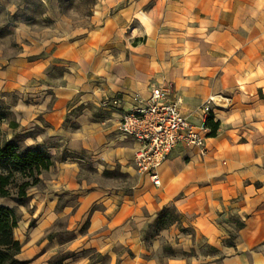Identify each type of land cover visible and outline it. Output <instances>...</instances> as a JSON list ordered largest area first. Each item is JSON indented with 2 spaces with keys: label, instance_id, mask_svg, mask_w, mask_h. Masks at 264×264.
Returning a JSON list of instances; mask_svg holds the SVG:
<instances>
[{
  "label": "crops",
  "instance_id": "obj_1",
  "mask_svg": "<svg viewBox=\"0 0 264 264\" xmlns=\"http://www.w3.org/2000/svg\"><path fill=\"white\" fill-rule=\"evenodd\" d=\"M169 1L166 23L152 7L143 21L144 5L137 3V33L127 31L128 14L122 11L95 33L96 50L63 44L49 58L11 68L43 73L58 60L79 61L43 86L55 95L50 111L38 110L44 111L49 135L67 142L72 152H94L97 161L136 173L138 142L119 132L121 109L100 107L104 94L121 97L128 109L133 94L148 97L151 85L168 83L182 112L197 125L204 120L201 106L210 96L216 99L212 114L220 125L216 136L208 135L207 152L180 143L159 169V186L138 173L130 192L79 181L80 169L73 164L52 172L48 187L54 192L43 197V206L35 204L47 209L41 225L46 226L57 217L54 210L62 197L74 199L62 212L77 228L68 244L76 253L71 264L89 262L78 258L81 250L101 254L103 264H264V0ZM100 45L98 65L91 68ZM45 94L43 108L48 109L51 95ZM91 103L99 106L102 118L89 119ZM84 107L86 119L65 127L67 115ZM170 206L191 233L173 224L145 236ZM85 223L88 228L81 233ZM164 243L183 252L166 256ZM34 246L23 260L37 253Z\"/></svg>",
  "mask_w": 264,
  "mask_h": 264
},
{
  "label": "rangeland",
  "instance_id": "obj_2",
  "mask_svg": "<svg viewBox=\"0 0 264 264\" xmlns=\"http://www.w3.org/2000/svg\"><path fill=\"white\" fill-rule=\"evenodd\" d=\"M137 3L144 5L143 21L149 19L146 13L152 7L156 8L157 18L163 23L168 20L166 11L173 4L169 0H0V116L3 117L0 140L14 141L22 147H41L55 160L54 166L40 175V183L29 189L31 198L28 203L20 205L12 198L0 197V205L15 207L21 218L14 232L15 238L22 243L18 257L23 259L25 251L35 244L37 253L26 258L30 264L38 260H42L40 264H71L70 258L76 260V253L68 244L75 239L77 228L71 227L69 217L62 214L63 207L74 199L62 197L54 210L57 217L50 224L41 226L47 209L35 204V201L43 206V197L54 192L48 187L52 172L67 167V164L77 165L80 169L79 181L85 179L99 186L109 184L111 189L119 187L126 192L132 191L133 176L139 175L135 171L121 170L119 163L112 165L103 164L101 159L97 161L93 158L96 156L94 152H72L67 142L49 135V123L42 116L44 111L38 113V110L50 111L55 95L52 89L43 86L54 83V77H63L74 65H80L79 61L58 60V64L49 65L43 73L11 68L13 65L26 66L27 62L35 64L40 59L49 58L63 44H71L72 48L85 52L92 48L96 50L99 44L94 38L95 33L106 19L122 11L128 14L124 20L127 31L137 33ZM101 49L100 45L90 64L91 68L98 65ZM188 66L186 70L191 72ZM48 92L51 99L48 109H44L43 96ZM88 107L92 111L89 119L103 117L96 103ZM85 112L84 107L78 109L77 113H69L64 126L71 128L79 123V118L86 119ZM101 163L103 166L99 165ZM170 213L179 231L184 229L191 233V230L182 227L183 217L175 207H170ZM170 227L165 224L149 225L145 236L153 237ZM87 228L88 223H85L80 232L84 233ZM204 250L209 252L208 248ZM163 252L166 256H177L183 251L164 243ZM79 257L88 258L87 264H103L104 261L101 254L87 250H81Z\"/></svg>",
  "mask_w": 264,
  "mask_h": 264
},
{
  "label": "built area",
  "instance_id": "obj_3",
  "mask_svg": "<svg viewBox=\"0 0 264 264\" xmlns=\"http://www.w3.org/2000/svg\"><path fill=\"white\" fill-rule=\"evenodd\" d=\"M215 96H210L201 106L203 122L192 123L182 112L179 98L172 97L170 84L151 85L150 95H132V105L123 109L121 97L104 94L100 107L104 110L121 109L119 132L126 138L138 142L133 164L138 174H147L159 186V169L180 144L195 146L205 154L210 129L205 121L213 113Z\"/></svg>",
  "mask_w": 264,
  "mask_h": 264
},
{
  "label": "trees",
  "instance_id": "obj_4",
  "mask_svg": "<svg viewBox=\"0 0 264 264\" xmlns=\"http://www.w3.org/2000/svg\"><path fill=\"white\" fill-rule=\"evenodd\" d=\"M2 122L3 117L0 116V136ZM205 124L210 129L209 136H216L220 123L214 119L212 113ZM54 164L52 155L41 147H22L14 141L0 140V197L12 198L20 205L28 203L31 198L29 189L40 183L42 172L49 170ZM170 207L160 211L156 225L174 224ZM20 219L15 207L0 205V264L28 263L18 257L22 243L15 238L14 232ZM231 219L236 221L238 226L242 225L235 217Z\"/></svg>",
  "mask_w": 264,
  "mask_h": 264
}]
</instances>
